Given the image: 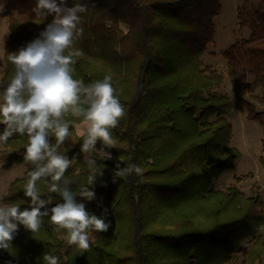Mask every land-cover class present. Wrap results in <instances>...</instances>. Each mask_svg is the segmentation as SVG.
I'll return each instance as SVG.
<instances>
[{"label":"trees","instance_id":"trees-1","mask_svg":"<svg viewBox=\"0 0 264 264\" xmlns=\"http://www.w3.org/2000/svg\"><path fill=\"white\" fill-rule=\"evenodd\" d=\"M239 1L238 39L222 57L232 85L252 79L246 90L253 101L245 100L243 106L246 118L262 126L264 154V112L254 102L264 106V0ZM35 2L0 0V6L16 12L8 20L1 89L14 72L7 54L36 39L53 18L37 17L31 11ZM84 2L87 11L81 14L80 25L84 32L75 44L83 55L75 58L74 78L88 84L111 75L125 116L111 130L117 140L115 147L107 149L111 160L80 152L82 137L75 126L82 120L71 116L67 117L73 121L71 135L59 151L69 159L76 157L64 179L73 181L70 188L78 202L97 216L108 209L112 227L106 233H91L92 250L81 254L62 238L66 230L44 217L37 233L19 227L10 249H0V264H45L46 253L59 257V264H227L244 243L235 264L260 262L264 258L260 191L251 189L246 194L236 185L214 188L240 158V151L231 146L233 126L228 117L233 100L219 90L225 76L203 60L214 41L219 0ZM244 32L247 37H242ZM3 127L0 124V133ZM26 145V136L14 135L1 150L4 169L26 165L2 197L3 203H17L21 210L29 206L23 192L27 171L33 167L23 160ZM86 156L97 162V180L90 188L96 199L90 202L78 195L90 174ZM118 159L122 167L141 166L142 177L132 174L113 183ZM260 162L264 169V156ZM37 186L42 198L53 197L49 207L62 202L43 183Z\"/></svg>","mask_w":264,"mask_h":264},{"label":"clouds","instance_id":"clouds-1","mask_svg":"<svg viewBox=\"0 0 264 264\" xmlns=\"http://www.w3.org/2000/svg\"><path fill=\"white\" fill-rule=\"evenodd\" d=\"M31 11L42 19L53 18L36 39L7 54L14 72L0 90V124L4 126L0 142L6 143L14 135L27 137L23 160L33 167L27 171L23 194L29 206L21 210L17 203H0V249H10L20 226L37 233L43 218L48 217L51 225L66 230L67 244L83 254L92 250L90 234L106 233L112 224L107 218L108 209H103L100 216L87 211L85 203L78 202L77 193L70 188L73 181L64 179L66 171L76 162L75 156L69 159L59 151L71 135L69 128L73 121L67 117L84 124L80 133L81 153H95L102 160H111L107 149L117 144L111 130L118 127L125 108L116 95L111 75L88 84L74 78L75 58L83 55L75 44L84 32L80 27L81 14L87 11V3L72 0V6H68V0H36ZM85 162L90 174L78 195L90 202L96 199L90 188L97 180V162L89 156ZM121 165L118 159L112 172L113 183L116 178L132 174L142 177L144 169L138 164ZM38 183H43L49 193L58 194L62 202L49 207L53 197L42 198ZM42 259L45 264H59V257L49 253Z\"/></svg>","mask_w":264,"mask_h":264},{"label":"rangeland","instance_id":"rangeland-1","mask_svg":"<svg viewBox=\"0 0 264 264\" xmlns=\"http://www.w3.org/2000/svg\"><path fill=\"white\" fill-rule=\"evenodd\" d=\"M219 3L221 4V11L214 19V41L207 47L203 55V60L207 66H210L225 76L224 84L219 90L227 93L233 100V112L228 117V120L233 126L231 146L240 151V158L236 162L235 167L225 172L221 179L216 182L214 188L216 190H224L229 186L236 185L246 194L258 190L263 200L262 210L264 213V169L260 162V158L264 156L261 147L263 129L259 122L246 118V111L243 106V101L251 99L246 90V84L251 82L252 79L248 77L239 86L232 85L231 78L226 74V61L222 57V52L238 39L236 8L240 5V1L219 0ZM15 16V11H10L5 8L0 11V78L3 74L4 46L9 37L8 20ZM121 28L124 31L127 30V27L124 25H121ZM247 36L248 32L242 34V37ZM0 90H2L1 86ZM256 93L258 94L259 91ZM251 100L253 101V99ZM254 102L256 103L257 109L264 112V106L258 104L256 101ZM2 148L3 142H0V203H3L2 197L7 193L10 182L22 176L26 170L25 164L4 169L1 158ZM237 179L239 180L237 181ZM261 232H264V228L261 229ZM62 238L65 240V237ZM244 247L245 243L240 246V253L227 264H235L238 262L241 259V252ZM257 264H264V258Z\"/></svg>","mask_w":264,"mask_h":264},{"label":"crops","instance_id":"crops-1","mask_svg":"<svg viewBox=\"0 0 264 264\" xmlns=\"http://www.w3.org/2000/svg\"><path fill=\"white\" fill-rule=\"evenodd\" d=\"M83 130H84V124H83V122H81V123H79V124H77V125L75 126V131H76V134H77L78 136H81L80 133H81Z\"/></svg>","mask_w":264,"mask_h":264}]
</instances>
